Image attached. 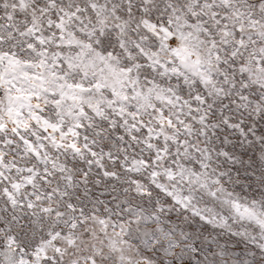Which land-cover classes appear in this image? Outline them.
I'll list each match as a JSON object with an SVG mask.
<instances>
[{
    "label": "snow or ice",
    "instance_id": "1",
    "mask_svg": "<svg viewBox=\"0 0 264 264\" xmlns=\"http://www.w3.org/2000/svg\"><path fill=\"white\" fill-rule=\"evenodd\" d=\"M0 264H264V0H0Z\"/></svg>",
    "mask_w": 264,
    "mask_h": 264
}]
</instances>
